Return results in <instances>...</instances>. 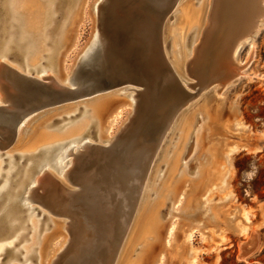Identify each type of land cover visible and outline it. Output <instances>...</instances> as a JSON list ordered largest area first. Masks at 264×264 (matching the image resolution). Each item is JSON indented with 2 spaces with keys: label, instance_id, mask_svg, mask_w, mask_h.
<instances>
[{
  "label": "rangeland",
  "instance_id": "374dc122",
  "mask_svg": "<svg viewBox=\"0 0 264 264\" xmlns=\"http://www.w3.org/2000/svg\"><path fill=\"white\" fill-rule=\"evenodd\" d=\"M97 1L55 0L53 19L42 27V29L49 27L48 34H50V41H48V46L37 54V64H46L45 60L48 58L50 50L55 62H61L60 67L63 69L64 66L67 70L66 72L70 71L77 55L91 42L90 40L94 38L93 35H95L96 30L99 29L100 12L95 14L93 12V6ZM212 1L214 0H211V3ZM219 1L215 0V4L213 3L212 5L211 23L208 24V28L214 30L211 33L212 35L218 32L219 23H215L218 22L216 14L220 8V12H223V7H221L222 5L220 6ZM111 2L112 6L110 10H113L112 23L109 26L105 25V29H108L106 31L107 34L115 38L118 37L116 32L119 29L122 30L125 25L127 26L129 20H132L133 23L136 20L142 23L149 21L146 15L150 14L151 19H155L156 17L152 13L153 11L146 12L148 14L144 13L140 6H138L137 0H113ZM184 2L185 4L181 8L179 4V7L177 6L167 15L161 27L162 32L158 25L159 23L161 24L162 17L157 20L158 24H154V27L156 31H160L162 38L165 28V53L168 56V62L176 63L180 68V65L177 63L181 61L178 54L182 50H184V53L189 50L188 57L191 61L185 65L184 69L182 68L180 79L183 78L181 80L184 82L182 81L183 83L181 84L187 83L190 90L194 93L192 95H195V97L180 109L169 130L166 132L167 135L165 134L162 140L161 148H158V154L156 152V160L154 161L149 179L145 184L142 197L144 200L140 205L135 227L125 235L123 241L125 248L122 250L121 259L116 264H134L135 261L141 264L143 262L144 258L139 257L143 254L146 246L152 242L147 239V231H150L148 227L152 221V212L154 210V213L158 214L160 223H162L164 239L161 243H158L162 245L159 246L161 251H158L156 254L153 264H264V16L261 17L259 26L252 31V35L250 33L246 41L241 43L237 54H235L236 63L243 66L241 74L233 79V81L231 80L226 86H223L224 83L219 81L218 76L216 78L215 74L213 76V70L206 63L209 60V47L206 40L202 39L200 41L195 56L190 53L193 44H195L194 41H196L198 29L194 28L188 31L185 39L186 44L183 46V49L175 37L180 31L183 13L192 8L194 4L196 6L203 5L205 0H185ZM255 2L251 7L253 11L247 12L244 15L248 22L251 19L247 18L246 15L254 14V11H256L255 7L261 8V10L264 8V0H257ZM34 3L42 6L39 0H35ZM113 4L117 6L114 8ZM6 5L7 0H0V46L10 36V32H8L11 29L9 18H7V13L2 10ZM210 5L209 3L208 7ZM137 21L135 23H138ZM23 31L24 34L29 32L22 27ZM17 33L14 32L13 34L18 35ZM151 33L153 32L151 31ZM66 40H68V50L66 49L61 58ZM158 53L156 52L160 61V53ZM151 56L152 54L149 57L152 58ZM150 58H148L147 63L156 65L154 56L151 61ZM157 65L159 75L164 69L160 62ZM112 71V69L109 70L110 77H106V83L104 82L107 85V89L97 93L100 94L99 96L92 99L88 96L89 99L81 102L78 101L83 100L84 97L83 99L73 101V106L68 112H64L65 108H59V110L51 113L52 115L49 116L47 114H40L41 111L49 109L45 108L37 112V114L33 113L28 116L29 120L24 124L22 129V136L25 137L24 143L20 147H10L9 149L2 147L0 149V171L4 163L5 166L2 170H8V160L2 161L6 155H15L20 152L28 153L33 150H40L41 147L55 145L66 139L63 133L65 129L81 120L88 122V124L90 123V126L83 133L88 132L85 136L92 140L97 141V126L99 125L104 138H109L110 136V140L113 138L118 142L122 137L127 138L128 136H132V134L140 136L142 133L143 138L147 140L146 143L150 144L152 137H154L151 132H153V129L156 131V128L158 129L163 123L158 118L159 114L149 113L147 118L141 120V117H144L140 110L141 99L139 98V100L135 97L136 103H131V98L129 97V94L134 93L136 88L140 89V86L134 83L117 81L115 77L113 78L114 71ZM59 78L63 79L62 75ZM194 83L197 86L193 88ZM189 84L193 85L190 86ZM108 95H112L113 97L110 98L111 105L109 109L105 111L98 125L92 123L90 117L86 115L87 111L88 114H91V107H93L95 100ZM85 110L86 112L84 113ZM43 116L48 117L43 118ZM155 116L157 117L156 119L154 118ZM209 116L213 117L210 118ZM138 118L141 122L137 131L134 132L132 130L133 124L138 121ZM154 119L155 121H153ZM39 127H42L41 131L37 130ZM165 127L164 125V129ZM51 131L56 133L55 135L57 136L55 138L47 139V141L44 140L36 149H27L30 148V144L28 145L29 147H26V141H29L33 134L38 132V136H41ZM213 142L218 144L221 150L219 154L221 158L220 165L214 177H210V175L204 176L205 169L209 170L211 166L209 148L214 144ZM120 149L121 153L124 154L125 147L120 146ZM69 156L71 155H68V158L66 157L63 160L71 158ZM15 163V167L18 168L11 175L13 177L10 178L9 191L0 197V208L4 206V202H6L9 196L16 198L17 203L4 215L6 221L4 222L2 232H0V242L5 241L9 245H12L20 232H22V235L11 249L7 247L0 255V264L24 263L20 259L22 254L13 256V251L20 248L21 245H28L27 243L30 242L29 237L33 235L31 225L26 222L27 212L30 211L22 205L25 202L41 210V213L37 217H41L42 219L39 220L38 230H40L34 236V250H37V246H39L37 238L46 233L45 229L52 230L54 228V225L50 221L62 222V230L51 231L50 240L44 243L43 253L49 254L48 256L50 257L57 247L63 246L58 251L61 252H59V257L61 256L64 261L61 257L60 259L56 257L58 259L55 263L61 264L66 262L67 257L72 256L71 254L74 253L73 249H75L77 241L81 239L78 234L79 228L76 229L77 231L71 230L69 232L67 229L69 227L68 224H64L65 222H69L67 217L51 213L33 198L24 199L23 196L28 188L27 185L24 191H22V188H19L18 195L16 196L14 191L20 186L27 159L25 158L22 161V159L16 157ZM252 166L258 171L255 178L248 181L245 179L244 174L245 172L252 171ZM45 168L46 170L48 169L46 172L51 175L54 174L66 187L76 188L77 185L72 183L66 176L61 177L56 170L53 171L52 166L44 167L43 169ZM3 171L2 173H5ZM3 176L1 175L2 178H0V186L4 178ZM124 182L127 186L126 180ZM37 191L40 193L39 190ZM42 215L44 216L42 217ZM171 224L175 228L169 234L168 229ZM137 226H140V233L136 236ZM72 238H74V242L73 240L71 242ZM65 241L67 243L64 245ZM116 242L119 244V239H116ZM245 243L248 244L244 245ZM245 246H247L248 251L246 254H241ZM125 251H127L126 254ZM23 254L25 255V253ZM60 261L63 262L60 263ZM31 262L32 264H40V259L39 257L33 258Z\"/></svg>",
  "mask_w": 264,
  "mask_h": 264
},
{
  "label": "bare ground",
  "instance_id": "6f19581e",
  "mask_svg": "<svg viewBox=\"0 0 264 264\" xmlns=\"http://www.w3.org/2000/svg\"><path fill=\"white\" fill-rule=\"evenodd\" d=\"M34 1L7 0V5L2 9L8 15L7 18H9L11 29L8 30L10 36L0 46V92H2L0 93V111L5 113L4 119H0V149L2 147L6 149L20 147L24 143L25 137L22 136V129L24 124L29 120L27 117L33 113L37 114V112L45 108L49 109L41 111L40 114H47L49 116L52 115L51 113L59 110V108H65L64 112H68L73 106V101L83 99L84 97L83 100L78 101L81 102L99 96L100 94L97 93L107 89L104 87V79L110 77L109 70L111 69L114 71L112 72L115 79L122 78V83H134L140 86V89L136 88L134 93L129 94V97L131 98V103H136L135 97L141 99L140 110L144 116L143 118L141 117V120L147 118L149 113H158V118L163 123L158 129L156 128V131L153 129V132H151L154 137H152L151 143L149 142L150 144L146 143L147 140L143 138L142 133H138L140 136L132 134V136H128L127 138L122 137L118 142L113 138L110 140V136L109 138H104L98 122L101 121L105 111L109 109L111 105L110 98L113 97L112 95L99 97L95 100L93 107H91L92 113L88 114L87 111L86 114L87 117H90L92 123L98 125L97 141L85 136L88 132L85 134L83 132L87 130L90 123L88 124V122L81 120L65 129L63 133L66 139L55 145L41 147L40 150H33L28 153L20 152L15 155H6L2 161L8 160H6L8 170H2L5 166L4 163L0 171V178L4 174L0 186V197L9 191L10 178L13 177L11 175L18 168L15 167V158H20L22 161L26 158L27 164L23 170L22 181L20 186H17L18 188L16 187L17 189L14 191L16 196L18 195L19 188H22V191H24L27 185L28 188L23 196L24 199L33 198L51 213L67 217L69 222H65L64 224H68L69 227L67 229L69 232L79 228L78 234L81 239L77 241L76 245L74 244V253L71 254L72 256L67 257L68 259L65 258L66 262L64 263H61L64 259L60 256L63 259L60 263L116 264L121 259L122 250L125 248L123 244L125 235L135 227L139 208L144 200L142 197L145 184L149 179L154 161L156 160V152L158 148H161L162 140L165 134L167 135L166 132L169 130L180 109L195 97V95H192L194 93L190 90L187 83L181 84L184 82L181 80L183 78L180 79L182 68L184 69L185 65L191 61L188 57L189 50L186 53H184V50L180 53L177 51L181 60L177 62L180 65L179 68L176 63H171L167 60L168 56L165 53V28L163 38L160 35L163 21L167 15L179 4L181 8L185 4V0H137L138 6H140L144 13L153 11L152 13L156 16L155 19H151L150 14L146 15L148 14L146 13L144 15L147 16L146 18L149 21L139 23L136 20L138 23H135L136 21L133 23L132 20H129L127 26L125 25L124 27L123 25L124 28L116 32L117 38L107 34L106 31L108 29H105V25L109 26L112 23L113 10H110V7L113 0H98L93 6V12L94 14L100 12L99 29L96 30L95 35H93L94 38L90 40L91 42L89 41L90 43L77 55L69 72H66L67 70L64 66L63 69L60 67L61 62H55L50 50L48 58L45 60V66L42 63H36L37 54L48 46V41H50V34H48L49 27L47 29H42V27L53 19L55 0H39L42 6L35 4ZM254 1L257 2V0H220L219 4L220 6L222 5L223 12H220L221 8L219 7L220 10L216 14L218 22H215L219 23L218 32L215 35L211 34L214 30L208 28V24L211 23L212 5L215 0L212 3L211 0H205L204 4L199 6L194 4L192 8L182 15V25L180 24V31L175 36L179 41L180 47L183 49V46L186 44L185 39L188 31L197 28L198 35L190 53L195 56L200 41L205 39L209 47V60L206 63L213 70V76L215 74V77L217 78L218 76V80L224 83L223 86H226L231 80L233 81V79L241 74L243 66L236 63L235 54H237L241 43L246 41L250 33L252 35V31L259 26V21L264 16V11L261 8L255 7L256 11H254V14L246 15L247 18L251 19L249 20L250 22L245 19L244 15L247 12L253 11L251 7ZM209 3L211 7H208ZM116 6L114 5V8ZM41 10H45L46 12H41ZM161 17V24H158L157 20ZM156 23L160 26H157L160 28V31H156L154 27ZM120 25L122 24L120 23ZM22 27L29 32L24 34ZM14 32H18V35H14ZM67 47L68 40L64 44V52L61 54V58L66 49L68 50ZM153 48L155 49L153 50ZM156 52L160 53V61ZM151 54L152 58L149 57ZM12 55L18 56L21 60L11 59L10 56ZM153 56L155 64L160 62L164 69V71L160 70V76L158 75V65L147 63L148 58L151 61ZM57 75H62L63 79H60ZM72 77L76 78L75 84L70 83ZM44 85L45 87L50 85L51 91L49 95L43 93ZM189 85L192 86L193 84ZM194 86L197 85L194 83L193 88ZM21 95H24L26 99H21ZM6 113L21 116L19 122L13 128L12 139H10L8 134L12 130V122ZM68 116L70 115L68 114ZM209 117L212 118L213 116ZM139 118L133 124L132 130L134 132L137 131L141 122ZM154 118L156 119L157 117L155 116ZM164 125L166 126L165 129ZM145 128L148 130L147 127ZM41 129L42 127L37 128L38 131H41ZM37 133L33 134L29 141H26V147H29L28 145L30 144V148L27 149H36L44 140L47 141V139L57 136L54 131L42 134L41 136H38L39 134ZM8 140L11 141L7 142ZM120 146L125 147L124 154L121 153ZM220 152L218 144L214 143L210 146L211 166L209 170L205 169L204 176H215L217 168L220 165ZM68 155H71L69 156L71 158L63 160L66 157L68 158ZM50 166L61 177L66 176L72 183L77 185L76 188L66 187L54 174L51 175L46 172L48 169H43ZM5 168L7 169V167ZM2 171L5 173H2ZM124 180H126L127 186ZM23 183L25 184L21 186ZM16 201V198L9 196L6 202H4V206L0 208L2 209L0 210V223L2 225L6 221L5 213L15 206ZM22 205L30 211L27 212L26 222L31 225V232H33V235L29 237L30 242L23 247L25 255L22 253L24 257V263L22 264H32V256L39 257L40 264H59L58 262L55 263L58 259L56 257H59L60 251L58 250L63 248V246L57 247L50 257L48 256L49 254L43 253V248L44 243H47L50 240L49 238H51V231L62 230L63 223L50 221L54 225V228L52 230H47L48 228H46V233L41 236L38 235L40 237L37 238L39 246H37V250H34V236L40 230H38L39 220L42 219L41 217H37L41 213V210L35 206H30L28 202ZM154 211L152 212V221L148 227L150 231H147V239L152 242L146 246L143 254L140 253L141 256L139 258H144L141 264H153L156 254L158 251H161L159 247L161 244L158 243H161L164 239L162 223H160L158 214L154 213ZM22 213L24 214V212ZM172 225L168 229L169 234L175 228ZM137 227L136 236L140 233V226ZM2 230L3 228H0V232ZM73 239H71V242ZM116 239H119V244H117ZM4 243L0 242V253H3L6 250V245H9L7 242ZM65 243L67 241L64 242V245ZM134 264H139V262L135 261Z\"/></svg>",
  "mask_w": 264,
  "mask_h": 264
},
{
  "label": "water",
  "instance_id": "95a60500",
  "mask_svg": "<svg viewBox=\"0 0 264 264\" xmlns=\"http://www.w3.org/2000/svg\"><path fill=\"white\" fill-rule=\"evenodd\" d=\"M262 11H264V8H263V10ZM114 78V77H113ZM106 79V78H105ZM105 79H104V82H105ZM75 80H76V78L74 79V77H72L71 78V83H73V84H75ZM116 80H118V81H120V82H123V80H121V78H117ZM104 87L106 88L107 86L105 85V83H104ZM44 91H43V93H46L45 95H49L50 94V91H51V87H50V85H47L46 87H45V85H44V89H43ZM49 92V93H48ZM20 98L21 99H24L25 98V96L24 95H21L20 96ZM26 99V98H25ZM47 102V101H46ZM4 112H2V111H0V119H4L3 118V116H4ZM6 115L10 118V120H11V122H12V130H10L9 132H8V134H9V136H10V139H12L13 138V134H12V131H13V128H14V126L19 122V120H20V117L21 116H16L15 114L13 115L12 113H6ZM9 141H11V140H8L7 142H9ZM244 245H247V243H245ZM247 251H248V249H247V246H245L244 248H243V251H242V253L241 254H246L247 253Z\"/></svg>",
  "mask_w": 264,
  "mask_h": 264
},
{
  "label": "flooded vegetation",
  "instance_id": "af4514ba",
  "mask_svg": "<svg viewBox=\"0 0 264 264\" xmlns=\"http://www.w3.org/2000/svg\"><path fill=\"white\" fill-rule=\"evenodd\" d=\"M10 58L13 59V60H21V59L18 58V56H16V55H12V56H10ZM0 225H1L0 228H3L4 225H2V223H0ZM21 235H22V232H20V233L17 235V238L13 241V244H12L11 246L6 245L5 249H7V247H10L9 249H11V247L14 246L15 242H17V241L19 240V238L21 237ZM2 242H5V241H2ZM23 247H24V246L21 245L20 248H17L15 251H13V256H16V255H19V254H22L23 252H25L24 249H23ZM33 249H34V248H33ZM1 254H2V253H0V255H1ZM32 257H33V258H36V257H34V256H32ZM15 259H16V258H15ZM20 259H21V260H24V257L21 256ZM9 264H10V263H9Z\"/></svg>",
  "mask_w": 264,
  "mask_h": 264
},
{
  "label": "clouds",
  "instance_id": "9594fccd",
  "mask_svg": "<svg viewBox=\"0 0 264 264\" xmlns=\"http://www.w3.org/2000/svg\"><path fill=\"white\" fill-rule=\"evenodd\" d=\"M252 167H253L252 171L245 172V174H244L245 179L248 181H251L252 179H254L256 174H257V171H258L255 169L254 166H252Z\"/></svg>",
  "mask_w": 264,
  "mask_h": 264
}]
</instances>
